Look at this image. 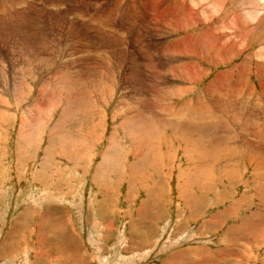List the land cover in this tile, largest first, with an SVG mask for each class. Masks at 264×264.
Instances as JSON below:
<instances>
[{
    "label": "rangeland",
    "instance_id": "374dc122",
    "mask_svg": "<svg viewBox=\"0 0 264 264\" xmlns=\"http://www.w3.org/2000/svg\"><path fill=\"white\" fill-rule=\"evenodd\" d=\"M170 2L0 0V264H264V0Z\"/></svg>",
    "mask_w": 264,
    "mask_h": 264
},
{
    "label": "bare ground",
    "instance_id": "6f19581e",
    "mask_svg": "<svg viewBox=\"0 0 264 264\" xmlns=\"http://www.w3.org/2000/svg\"><path fill=\"white\" fill-rule=\"evenodd\" d=\"M41 1V0H40ZM171 0H146V4H147V10L148 11H150V10H153V11H155V9H153L152 8V5H158V7H160L161 8V10H162V12L160 13V15L156 12V13H152L153 15H152V17H151V12L149 13L148 11H147V13L145 14V15H148V17H149V20L151 21V19H150V17L152 18V20H153V22L155 23V22H157V20H160V22H162L165 26H167L166 24H172V22L177 26V29L178 30H185L187 27H188V25H187V19L188 18H184V17H187V16H185V15H182V16H178V15H176L175 13V16H171V15H173V14H167L166 15V11L164 10V9H166V7H168V8H171V6L172 5H170V3H172V2H170ZM90 2V1H89ZM35 3V2H34ZM61 3V5H64L62 2H60ZM75 3H76V1H75ZM91 4V3H90ZM99 4V3H98ZM120 4V3H119ZM142 4V3H141ZM152 4V5H151ZM35 5V4H34ZM177 5V4H176ZM179 5V4H178ZM177 5V6H178ZM202 5V4H201ZM70 6H71V3H70ZM75 6V5H74ZM77 6V5H76ZM1 7V6H0ZM41 7V6H40ZM72 7V6H71ZM196 7H198V6H196ZM201 7H203V6H201ZM72 8H74V7H72ZM77 8H78V6H77ZM146 8V7H145ZM144 8V9H145ZM187 8V7H186ZM185 8V9H186ZM23 9V8H22ZM46 9V8H45ZM174 9V8H173ZM3 10V9H2ZM74 10H75V8H74ZM176 10V9H175ZM181 11H183V12H185L186 10H182V9H180ZM8 11V10H7ZM48 11V10H47ZM56 11H58L59 12V10H56ZM83 11V10H82ZM188 11V10H187ZM74 12V11H73ZM81 12V11H80ZM84 12V17H85V19H86V21L87 22H92L93 21V18L94 17H88L87 18V15H86V12L85 11H83ZM176 12V11H175ZM82 13V12H81ZM178 13V12H177ZM51 14V13H50ZM78 14H79V12H78ZM132 14V13H131ZM194 15L193 16H196V17H198L199 15V11L197 12V13H193ZM136 13L134 12V14H133V18L132 19H134L135 17H136ZM70 16V15H69ZM34 18V17H33ZM139 18V17H138ZM138 18H136V19H138ZM171 18H173L174 19V21L171 19ZM147 20V19H146ZM171 20H172V22H171ZM195 21V20H194ZM2 22V21H1ZM74 22V21H73ZM152 22V23H153ZM198 22V21H197ZM147 22H145V24H146ZM149 24H151V22H148ZM195 23V22H194ZM91 24V23H90ZM94 25V24H93ZM153 25V24H152ZM142 26H143V23H142ZM141 26V27H142ZM238 26V25H237ZM91 27H93L92 26V24H91ZM131 27V26H130ZM134 27V26H133ZM133 27H132V30H133ZM148 27V26H147ZM149 28V27H148ZM154 28H156L155 26H154ZM141 29V28H140ZM145 28H143V30H144ZM151 29H153V28H151ZM135 30V29H134ZM142 30V31H143ZM155 30V29H154ZM236 30H237V28H236ZM146 31V30H145ZM157 31V30H156ZM155 31V32H156ZM101 32V31H100ZM134 31H132V33H133ZM139 32V31H138ZM151 32H152V30H151ZM140 33V32H139ZM146 33H147V31H146ZM153 33V32H152ZM211 32H209V34H210ZM134 34H136L135 32H134ZM142 34V33H141ZM148 34V33H147ZM150 34V33H149ZM173 34V33H172ZM116 35V34H115ZM140 35V34H139ZM138 34H137V36H139ZM212 35H214V33L212 34ZM143 36V35H142ZM134 37V36H133ZM141 37V36H140ZM145 37V36H144ZM136 38V37H135ZM147 38H148V36H147ZM155 38V37H154ZM161 38H163V37H161ZM131 39V38H130ZM142 39V38H141ZM145 39V38H144ZM186 39V38H185ZM197 39V38H196ZM138 40V39H137ZM147 40V39H146ZM130 41H132V39L130 40ZM204 41V40H203ZM129 42V41H128ZM137 43V42H136ZM140 43H142V42H140ZM186 43V42H185ZM202 43V42H201ZM210 44L212 43L211 41L209 42ZM233 43V42H232ZM178 44H180V43H178ZM206 45V44H205ZM127 46V45H126ZM135 46V45H134ZM140 46H144V43H142V45H140ZM160 46V45H159ZM178 46V45H177ZM184 46V45H183ZM182 46V47H183ZM191 46V45H190ZM236 46V45H235ZM125 47V46H124ZM129 48V47H128ZM135 48V47H134ZM227 48V47H226ZM230 48V47H229ZM234 48V47H233ZM125 49V48H124ZM131 49V48H130ZM136 49V48H135ZM137 49H139V48H137ZM184 49V48H183ZM126 50V49H125ZM167 50H168V53L171 51V49L170 48H167ZM235 50V49H234ZM140 51V50H139ZM157 52V51H156ZM235 52V51H234ZM122 53V52H121ZM124 53V52H123ZM135 53V52H134ZM145 53V52H144ZM167 53V52H166ZM137 55H139V54H137ZM141 55V54H140ZM153 55V54H152ZM149 58H151L152 59V57H149ZM149 58H147V59H149ZM140 60V59H139ZM146 60V59H145ZM148 61V60H147ZM150 61V60H149ZM150 63V62H149ZM190 63V62H189ZM189 63H187V64H189ZM195 64V63H194ZM194 64H193V66H194ZM182 65V64H181ZM148 66V65H147ZM183 66V65H182ZM186 66V65H185ZM188 66V65H187ZM196 66V65H195ZM194 66V67H195ZM150 69L149 70H151V72H152V75L154 74V71H153V66L151 65V64H149V66H148ZM176 68V67H175ZM189 68V67H188ZM193 69V68H192ZM148 70V68H146V66H145V71H147ZM156 70V69H155ZM175 73V72H174ZM161 74V73H160ZM172 75V74H171ZM194 75V74H193ZM164 77V75L161 77V78H163ZM160 78V79H161ZM97 90V89H96ZM150 127V126H149ZM230 257V256H229ZM176 261V260H175Z\"/></svg>",
    "mask_w": 264,
    "mask_h": 264
}]
</instances>
